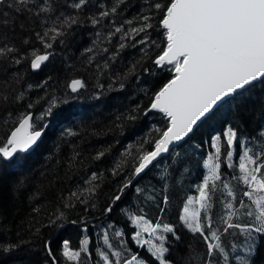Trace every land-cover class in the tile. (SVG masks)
I'll return each mask as SVG.
<instances>
[{
    "label": "trees",
    "instance_id": "trees-1",
    "mask_svg": "<svg viewBox=\"0 0 264 264\" xmlns=\"http://www.w3.org/2000/svg\"><path fill=\"white\" fill-rule=\"evenodd\" d=\"M72 2L53 0L58 5L54 13L41 15L39 19L32 17L31 22L25 21L23 30L18 27L7 30L10 42L21 52L36 48L40 49L39 54H43V46L36 40L35 32L43 31L42 24L44 28L51 26L48 16L53 19L60 14L80 17V23L71 27V35L51 41L53 47L48 51L52 56L40 70H32L27 60L16 65L10 62V57L8 60L0 57V92L13 96L24 94L22 100L14 104L10 102L7 106L12 117L4 126V112L0 109V140L5 139L16 126L18 113L29 110L27 104H35L30 111L39 117L46 107L45 100L50 96L66 101L47 121V130L32 151L20 153L10 160L0 159V264H45V261L50 264L44 250L47 241L51 242L59 264H72L61 256L62 241L68 240L70 246L78 249L84 235L89 239L90 264H97V261L102 264L97 249L111 251L104 244L106 231L114 250H123L122 259H130L132 254L139 253L149 264H156L146 247L139 248L135 244L132 237L137 228L130 222L129 212L143 215L152 225L159 222L173 227L175 236L163 232L167 237L166 246L170 248L167 258L173 264H204L208 259L206 243L199 233L191 232L184 225L180 216L188 198L198 194L197 186L206 174L204 162L214 151L212 145L216 136H221V177L229 182L237 197L233 203L239 207L238 200L247 186L233 179L241 173L236 158L227 161L223 133L229 126L236 128L241 143L235 146L239 149L244 139L248 147L257 152L264 146V140L259 139L264 133V81H258L254 87L216 107L186 139L154 161L132 182L111 213H104L111 197L118 194L120 185L131 177L137 163L133 156L141 143L159 138L167 126V117L163 113L158 110L145 112V109L149 107L153 94L173 74L170 66L161 67L153 62L165 46V37L159 23L162 16L150 5L168 0H124L115 13L101 18L96 25L88 17H98L100 11L110 10L116 0H88V7L81 11L69 7ZM33 3H38V0H33ZM0 11L11 10L0 6ZM143 15L152 17V27L147 29V36L159 47L150 43L139 44L145 33L131 31L142 26L143 21L139 17ZM20 19L23 20L22 15ZM126 21L132 23L127 24ZM121 25V32L110 35ZM125 32L128 33L126 36ZM29 37L30 44L23 45L22 40ZM121 44L125 46L121 48ZM89 48L92 52L85 51ZM133 64L137 66L136 72L125 78ZM73 79H82L85 83L77 93L68 88ZM121 83L124 85L122 88ZM38 100L40 103L36 104ZM129 116L135 119H129ZM5 128L7 133L2 135ZM65 130L75 135H62ZM143 147L151 150L148 143ZM101 151L105 155L99 160L94 159ZM128 152L132 155H127ZM121 161L126 163L122 165L120 174L114 176L112 169ZM229 164L235 167H229ZM4 170L9 174L7 182L2 179ZM93 172L102 174L96 181L99 188L93 200L89 205L77 203L74 208L64 209L69 193L85 187V181ZM12 180H15L13 184ZM216 183L220 184L219 181ZM137 188L143 191L137 192ZM222 191L218 189L213 196V230H219L218 235H221L230 259L236 255L245 256L243 236L239 233L233 235L236 230L223 232L224 225L219 217L223 215L226 201ZM164 195L168 196L167 204L163 203ZM243 199L249 202L247 197ZM92 202L95 208L90 206ZM160 208L164 211L161 212ZM57 209L64 210L67 219L56 225L50 224V218L54 219L58 214ZM203 217L202 211L201 222L205 223ZM73 220L77 223L72 224ZM233 222H246V217H240L239 221L233 217ZM161 229L163 231V227ZM117 230L123 233L122 237L114 236ZM176 236L180 239L177 240ZM121 240L125 243L121 244ZM11 245L18 247L3 251V247ZM253 264H264V236L259 239Z\"/></svg>",
    "mask_w": 264,
    "mask_h": 264
},
{
    "label": "snow or ice",
    "instance_id": "snow-or-ice-1",
    "mask_svg": "<svg viewBox=\"0 0 264 264\" xmlns=\"http://www.w3.org/2000/svg\"><path fill=\"white\" fill-rule=\"evenodd\" d=\"M123 2L124 0H116L110 10H102L98 17L92 16L88 19L93 25L99 24L101 18L115 13ZM0 6L11 10L0 11V57L5 60L10 57V62L16 65L27 60L32 70L41 69L42 65L49 61L52 52L48 50L53 47L51 41L71 35V27L80 23L78 15L60 14L54 19L49 15L51 26L44 28L42 24L43 31L35 32L36 40L43 46V54H39L40 49L36 48L24 53L10 42L7 30L17 27L23 30L25 21L31 22L32 17L39 19L41 15L54 13L58 5H55L53 0H38V3H33V0H0ZM69 7L81 11L88 7V0H73ZM150 8H154L162 16L159 23L164 29L165 37V46L153 62L161 67L170 66L169 70L173 74L172 78L153 94L145 112L160 111L167 117V126L159 138L141 143L136 155L133 156V160L137 163L131 177L126 178L120 185L117 189L118 194L111 197V202L103 210L104 213L113 211L115 203L122 198L124 191L132 185L136 176L143 173L162 154L169 152L170 145L189 136L194 127L216 107L254 87L258 81H264V0H168L166 3H152ZM21 15L23 20L20 19ZM139 19L143 21L142 26L131 29L136 34L145 33L144 38L138 43L141 45L150 43L159 47L147 36V29L152 27L150 23L152 17L143 15ZM125 23L131 24L132 21ZM122 28L123 25L117 27L110 35L121 32ZM127 34L124 33L125 36ZM60 42L64 43V40L60 39ZM22 44L29 45L30 37L23 39ZM124 46L120 45L121 48ZM85 51L92 52V49ZM136 67V64H133L125 74V78L129 74H134ZM123 86L121 83L120 87ZM84 87L85 83L82 79H73L68 85L72 93H77ZM23 96L22 92L14 96L11 93L0 92V109L4 112L3 123L7 124L8 118L12 117V112L7 107L9 103L14 104L22 100ZM65 102L58 100L55 95L50 96L45 100L46 107L43 108L39 117H35L30 111L35 104H27L29 110L17 115V126L7 134L5 139L0 140V159L10 160L37 145L49 126L47 121L56 115L60 104ZM35 103L38 104L40 101ZM128 118L135 119L134 116ZM62 135H75V133L65 130ZM223 137L227 157L231 158L233 147L241 143L239 133L236 128L229 126L223 133ZM259 139L264 140V133ZM220 140L221 136L214 137L212 146L215 148V154L209 155L204 162L207 173L197 186L198 197L188 198L180 220L191 232L199 233L206 243L208 259L204 264H253L259 239L264 236V146L257 152L241 144L243 147L239 162L241 175L233 179L246 185L247 190L242 191L241 198L238 200L239 207H236L233 201H236L237 197L229 182L221 177L219 162L221 148L218 143ZM144 143H148L151 150L145 149ZM104 155L105 152H98L94 159L99 160ZM127 155L131 156L132 153L128 152ZM178 156L179 154L177 158ZM124 163L126 161H121L112 169L114 176L120 174ZM228 166L235 167L232 164ZM101 175L93 172L90 179L85 181V187L69 193L63 208H74L77 203L89 205L97 193L99 184L96 181ZM217 181L220 182L219 185ZM218 189L223 190L222 195L226 201L223 204V215L219 217L224 225L223 232L236 230L233 235L239 233L243 236L247 253L245 256L236 255L230 259L229 251L222 243L221 235H218L219 230H213L211 211L214 203L213 196ZM136 191L143 190L137 188ZM243 197H247L249 202L246 203ZM167 202L168 196L164 195L163 203L167 204ZM90 206L96 207L94 202ZM160 211L163 212L164 208H160ZM202 211L205 223L201 222ZM57 213L54 219L50 218V224L56 225L57 222L67 219L64 210L57 209ZM242 216L246 217V222H233V217L239 221ZM129 220L139 229L134 230L132 238L135 243L146 247L156 264H173L167 258L170 251L169 246H166L167 237L162 233L158 234L163 227V232L175 236L173 227L161 225L159 222L152 226L143 215L130 216ZM71 223L76 224L77 221L73 220ZM86 229L87 226L85 231ZM142 233H147L149 238L142 239ZM114 236L122 237L123 233L117 230ZM175 238L180 239L179 236ZM103 240L107 249L111 251L97 249L99 257L102 258V264H149L147 260L139 256V253L132 254L130 259H122L123 250H114L113 244L109 242L107 231L104 233ZM123 243L125 242L121 240V244ZM88 245L87 237L80 241L78 249L70 246L68 240H63L61 256L66 262H72V264H90L91 253ZM10 247L18 246L3 247V251H9ZM44 250L50 264H59L50 241L44 243ZM111 257L116 259L112 260ZM45 264H49V261H45ZM97 264H101V261H97Z\"/></svg>",
    "mask_w": 264,
    "mask_h": 264
},
{
    "label": "rangeland",
    "instance_id": "rangeland-1",
    "mask_svg": "<svg viewBox=\"0 0 264 264\" xmlns=\"http://www.w3.org/2000/svg\"><path fill=\"white\" fill-rule=\"evenodd\" d=\"M8 123H10L9 122V119H8ZM7 123V124H8ZM5 125V123H3V120H2V126H4ZM7 133V128H5V129H2V135H5ZM214 140V139H213ZM246 139H244L243 140V145H245V146H247L248 147V145L246 144ZM219 143V146H220V141L218 142ZM232 151H233V156L231 157V158H228L227 157V161L228 162H230L233 158H236L237 159V163H238V165H239V162H240V155L242 154V152H243V147L241 146L240 147V149L239 148H237L236 146H234L233 147V149H232ZM212 154H215V148H214V151H212L211 153H209L208 154V156H207V158H206V160L208 159V157H209V155H212ZM204 167H205V169H206V173H207V168H206V166H205V163H204ZM4 172H5V174H4V176L2 177V179H4L6 182H7V178H9L8 176H9V174H7V171L6 170H4ZM3 174V173H2ZM13 182H15V180H12L11 181V184H13ZM196 197H198V194H197V196H194L193 198H196ZM195 207H198V205H194ZM130 216H138V215H136V214H134L133 212H129L128 213V217H130ZM146 220V219H145ZM147 221V220H146ZM149 222V221H148ZM133 225V224H132ZM152 225V224H151ZM135 226V225H134ZM152 226H154V225H152ZM85 229V228H84ZM136 230H139V229H136ZM163 234V231H162V229H160L159 230V232H158V234ZM85 234V233H84ZM85 237H87V235H84L83 236V238L82 239H84ZM88 238V237H87ZM149 237H148V234L147 233H142V239H148ZM136 245H138L137 243H135ZM138 247L140 248V247H142V246H140V245H138ZM242 256V255H241ZM235 257V256H234ZM233 257V258H234Z\"/></svg>",
    "mask_w": 264,
    "mask_h": 264
},
{
    "label": "water",
    "instance_id": "water-1",
    "mask_svg": "<svg viewBox=\"0 0 264 264\" xmlns=\"http://www.w3.org/2000/svg\"><path fill=\"white\" fill-rule=\"evenodd\" d=\"M42 66H43V65H42ZM41 68H42V67H41ZM39 70H40V69H39ZM36 71H37V70H36ZM198 124H199V123H198ZM198 124H197V125H198ZM197 125H196V126H197ZM16 126H17V125H16ZM196 126H195V127H196ZM195 127H194V128H195ZM190 134H191V133H190ZM190 134H189V135H190ZM187 137H188V136H187ZM187 137H185L184 139H186ZM184 139H183V140H184ZM183 140H182V141H183ZM182 141L174 142L172 145H170V150H171V148H172L173 146L179 144V143L182 142ZM35 146H36V145H35ZM35 146H34L30 151H32V150L35 148ZM170 150H169V151H170ZM30 151H28V152H30ZM167 153H168V152H167ZM167 153H164V154H162L161 156L166 155ZM161 156H160V157H161ZM160 157H158V158H160ZM158 158H157V159H158ZM157 159H156V160H157ZM145 170H146V169H145ZM138 176H139V175H138ZM138 176H136L135 178H137Z\"/></svg>",
    "mask_w": 264,
    "mask_h": 264
},
{
    "label": "bare ground",
    "instance_id": "bare-ground-1",
    "mask_svg": "<svg viewBox=\"0 0 264 264\" xmlns=\"http://www.w3.org/2000/svg\"><path fill=\"white\" fill-rule=\"evenodd\" d=\"M156 161V160H155ZM136 178L133 179V181L135 180Z\"/></svg>",
    "mask_w": 264,
    "mask_h": 264
}]
</instances>
